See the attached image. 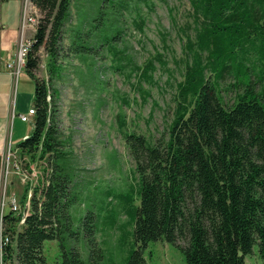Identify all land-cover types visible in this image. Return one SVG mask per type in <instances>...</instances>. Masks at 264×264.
Returning a JSON list of instances; mask_svg holds the SVG:
<instances>
[{"label":"trees","instance_id":"16d2710c","mask_svg":"<svg viewBox=\"0 0 264 264\" xmlns=\"http://www.w3.org/2000/svg\"><path fill=\"white\" fill-rule=\"evenodd\" d=\"M30 2L39 18L24 67L34 79L35 114L33 131L17 146L31 157L48 154L50 164L34 186L25 187L19 210L3 215L8 241L2 245L1 260L2 264H85L79 251L64 243L66 232H76L70 229L68 176L50 162L59 156L60 146L55 94L34 74L40 47L49 57L50 69H56L70 0ZM191 4L196 33L186 38L189 57L183 80L176 85L168 137L152 144L143 135L123 132L139 185L138 205L131 198L126 206L133 224V247L126 264H146L147 244L162 239L181 249L186 264H245L255 245L264 262V102L253 91L248 65L252 55L259 59L264 52V0H192ZM134 25L142 33L144 19ZM155 61L162 67L167 64L156 53L143 66L132 67L139 83L153 80ZM229 75L245 89L226 107L217 84ZM259 78L264 79V67ZM119 126H125L122 119ZM180 239L185 245L178 244ZM48 240L58 242L59 259L48 261L43 255Z\"/></svg>","mask_w":264,"mask_h":264},{"label":"rangeland","instance_id":"374dc122","mask_svg":"<svg viewBox=\"0 0 264 264\" xmlns=\"http://www.w3.org/2000/svg\"><path fill=\"white\" fill-rule=\"evenodd\" d=\"M191 3L192 0H70L54 72L45 49L39 48L34 74L46 80L55 94L60 142L59 156L54 155L50 162H56L68 176L70 229L76 232H66L64 243L77 249L85 264H126L133 247V224L126 206L131 198L132 204L138 205L139 185L123 132L143 135L152 144L168 137L176 85L183 80L189 57L186 38H194L196 33ZM139 18L144 19L142 33L134 25ZM78 45L87 49L76 51ZM112 50L120 53L113 55ZM156 53L163 55L166 66L155 61L153 80L139 83L138 71L132 67L143 66ZM259 55V59L252 55L248 65L253 91L264 102V79L259 78L264 52ZM16 79V86L12 82L15 100L30 105L34 79L25 67ZM235 83L236 79L229 75L217 84L226 107L245 89ZM121 119L125 123L122 128ZM33 120L34 116L31 122H17L30 134ZM23 139L21 135L16 141ZM13 145L5 153L6 157L11 150L13 163L7 174L4 166V176L17 196L1 197L0 215L11 211L13 201L21 204L25 187L34 186L43 168L50 164L48 154L44 158L38 154L31 157ZM24 170L34 172L33 179H25L20 174ZM178 244L183 246L185 241L180 239ZM42 253L48 261L59 259L58 242L45 241ZM143 256L146 264H186L181 249L163 239L150 241ZM245 264H264L256 245L245 256Z\"/></svg>","mask_w":264,"mask_h":264},{"label":"crops","instance_id":"0c3cea01","mask_svg":"<svg viewBox=\"0 0 264 264\" xmlns=\"http://www.w3.org/2000/svg\"><path fill=\"white\" fill-rule=\"evenodd\" d=\"M34 29L24 22V0L0 1V199L5 196L15 198L16 190L7 184L4 176V158L8 146L17 145L20 136L27 133L17 122L18 114L27 113L33 107L15 100V88L9 74L7 63L15 61V54L22 38H31ZM15 86V85H14ZM19 121H21L19 119ZM22 122V121H21ZM33 123V122H32ZM23 131L25 133H23ZM15 145V146H16ZM9 182V181H8Z\"/></svg>","mask_w":264,"mask_h":264},{"label":"built area","instance_id":"2783aa9c","mask_svg":"<svg viewBox=\"0 0 264 264\" xmlns=\"http://www.w3.org/2000/svg\"><path fill=\"white\" fill-rule=\"evenodd\" d=\"M38 18H39V13H38L37 9L31 4L30 0H24V22L28 25L29 28L34 29V27L38 21ZM31 45H32L31 38H22L19 41L18 46H17V50H16V54H15V61L6 64L7 67L9 68L10 78H11L13 83L16 82V80H17L16 78H17L21 68L25 66L26 57H27V54L29 52ZM34 114H35V112L33 111V107H32L27 111V113L18 114V117L22 122L28 123V122H31ZM9 148H12V147L10 146ZM15 150L20 151V153L22 152L21 149L18 148L17 145H16ZM12 154L13 153L10 150V151H8V153L5 157V160H4L5 173L8 172V170L11 166V163H13V162H10V156ZM8 165H9V167H8ZM12 170H14V168H12ZM9 172H10V170H9ZM20 174L23 175L25 177V179L28 178L30 180L33 179V176L35 175L34 172L28 173L25 170L23 172H20ZM19 208H20L19 204H16V202L13 201L12 205H11V211L16 212L19 210ZM2 219H3V215L1 214L0 215V258H1L2 245H3V243H6L8 241L7 236H5L3 234Z\"/></svg>","mask_w":264,"mask_h":264},{"label":"bare ground","instance_id":"6f19581e","mask_svg":"<svg viewBox=\"0 0 264 264\" xmlns=\"http://www.w3.org/2000/svg\"><path fill=\"white\" fill-rule=\"evenodd\" d=\"M14 85L16 86V84L14 83Z\"/></svg>","mask_w":264,"mask_h":264}]
</instances>
